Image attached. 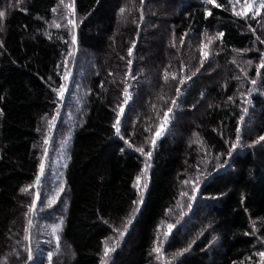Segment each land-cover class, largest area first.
Returning <instances> with one entry per match:
<instances>
[{"label":"trees","instance_id":"16d2710c","mask_svg":"<svg viewBox=\"0 0 264 264\" xmlns=\"http://www.w3.org/2000/svg\"><path fill=\"white\" fill-rule=\"evenodd\" d=\"M58 2L0 0V264H101L106 239L129 219L108 264H150L160 223L195 175V224L170 235L171 264H264V95L252 97L258 121L246 132L238 104V68L264 63V27L230 0H73L76 30L65 31ZM248 72L264 80V67ZM165 113L135 209V146ZM41 163L61 184L52 206L36 200ZM57 220L59 243L39 249L38 233Z\"/></svg>","mask_w":264,"mask_h":264},{"label":"rangeland","instance_id":"374dc122","mask_svg":"<svg viewBox=\"0 0 264 264\" xmlns=\"http://www.w3.org/2000/svg\"><path fill=\"white\" fill-rule=\"evenodd\" d=\"M230 4L235 13L246 12L247 15L238 16L248 19L251 25L258 26L257 31H262L264 27V8L260 7V5L262 4L261 2H258V0H230ZM248 4L252 5L251 10L246 7V5ZM54 17L56 20V28L62 27L65 29V31H73V29L74 31L76 30V14L73 0H59L57 7L54 9ZM259 49L261 50L262 47L260 46ZM246 63L249 62L246 61ZM260 64L261 62L254 61L249 64L247 69H245V66L238 68V72L241 74L240 76L242 77V80L244 77H246L245 86L241 90L238 97V104L240 106V110L242 111L241 116L243 117L242 132L248 131L249 127L258 121L257 111L252 112V109H254L252 105V97L254 94L264 95V80L262 79L261 81L260 78H255V84H253V76H251L248 70L252 69L253 67L257 68L260 66ZM170 119L171 116L168 113H165L160 121L157 131L149 138H147L144 145L135 146L142 163V169L136 177L134 183L135 191L137 193V199L134 205L135 209H137L142 204L145 197L149 185L150 170L152 167V154L158 139L168 128ZM261 136H264V132ZM148 153H151L150 157L147 155ZM210 158L211 154H207V156L203 160L204 166L209 165ZM64 162L65 160L62 154H58L53 159H51V161H49L48 167L53 176L56 177L57 175H59V171L64 167ZM42 178L47 179L45 181V184H42ZM200 180L201 178H198V176L196 175L189 180L186 185V189L182 193L183 198L179 200L175 206H173V208L168 212L166 218L160 223L157 238L153 243L152 259L150 264H171L174 254L170 252L167 241L173 231L178 227V225L182 224L185 228L189 229L188 223H192L193 221L191 211L194 208V205H197V203L200 201L198 191ZM34 189L36 200L41 199L43 202H46L48 206H52L57 200V197L60 193L61 184L53 177H47L44 173H42L39 177V183H35ZM35 204L36 201L34 202V206L32 209V216L34 214L33 211ZM130 223L131 219L124 222L121 226H115L113 228L111 235L105 241V245L101 254V264H108L113 252L120 246L121 242L123 241ZM193 223L195 224L194 221ZM61 230L62 223L59 220L51 223L46 222L43 225L41 231L38 233L39 249L41 243H47V245L51 244L55 248L59 243ZM31 232L28 241V253L31 254L32 258L34 255ZM106 248L110 249L107 255H105ZM261 252H264L263 238L259 253ZM259 258L262 262L264 261V258H262L260 255Z\"/></svg>","mask_w":264,"mask_h":264},{"label":"snow or ice","instance_id":"6c2138e0","mask_svg":"<svg viewBox=\"0 0 264 264\" xmlns=\"http://www.w3.org/2000/svg\"><path fill=\"white\" fill-rule=\"evenodd\" d=\"M208 2H209V3H214V0H208ZM216 6L219 7V5H216ZM246 7H247L249 10H251L252 5H251V4H248V5H246ZM260 7H261V8H264V4H261ZM121 11L123 12L124 10L122 9ZM236 14H237V15H247L246 12H239V13H236ZM4 15H5L4 12H0V17H3ZM221 35H222V34H221ZM73 43H75V37H73ZM129 54H131V50H130ZM202 55H205V56H206L207 53H202ZM260 67H264V63H262V64L260 65ZM252 83L255 84V81L253 80ZM125 95H126V97H127V92L125 93ZM120 111L123 112V107H121ZM169 111H171V110H169ZM119 124H120V120L117 119L116 124L113 125V126L116 128L117 132H119ZM259 140H260V141H264V136H261V137L259 138ZM258 142H259V141H258ZM153 143H154V142H153ZM147 155L150 157V156H151V153H148ZM43 171H44V164L41 163V164H40V172L43 173ZM37 183H39V176H37ZM30 187H31V186H29V188H30ZM29 188L22 189V191H28ZM29 223L31 224V221H29ZM57 239H58V237H57ZM108 251H110V249L106 248V249H105V255L108 254ZM259 255H260L262 258H264V252L259 253ZM49 258H51V256H49ZM29 259H31V254H29Z\"/></svg>","mask_w":264,"mask_h":264}]
</instances>
